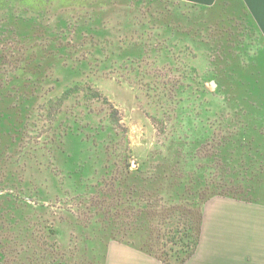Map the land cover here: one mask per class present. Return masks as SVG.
Masks as SVG:
<instances>
[{
	"label": "rangeland",
	"instance_id": "rangeland-1",
	"mask_svg": "<svg viewBox=\"0 0 264 264\" xmlns=\"http://www.w3.org/2000/svg\"><path fill=\"white\" fill-rule=\"evenodd\" d=\"M162 4L177 13L163 18ZM190 4L0 0V101L17 115L0 147V264H117L115 252H140L126 241L143 215L166 243L183 228L169 217L179 197H165V181L136 197L125 177L139 168L148 178L167 165L201 195L234 174L243 186L253 170L264 179V35L242 42L239 20L222 28ZM124 48L142 57L121 60ZM80 149L91 169L77 179L64 152Z\"/></svg>",
	"mask_w": 264,
	"mask_h": 264
},
{
	"label": "trees",
	"instance_id": "trees-1",
	"mask_svg": "<svg viewBox=\"0 0 264 264\" xmlns=\"http://www.w3.org/2000/svg\"><path fill=\"white\" fill-rule=\"evenodd\" d=\"M179 2L182 3H188L185 2L184 0H179ZM163 5V4H162ZM191 5V4H190ZM196 3L194 5H191L193 7H196ZM167 5H163V10L161 12V16L163 18L166 17V13H177V11H173L171 9H168V11L165 10ZM197 7L201 9L208 10V12H211L212 14L215 15V20L219 21L220 27L224 28V24L234 25L235 21L234 19L239 20V27L240 29H243L240 31L242 33L241 35L245 38L242 42L246 43L247 40V34L250 32L251 34L256 33L258 36L261 35V32L259 28L257 27L255 21L253 20L251 13L243 0H217L213 5L211 6H202V5H197ZM166 11V13H165ZM228 15V16H227ZM165 16V17H164ZM230 16H234L230 17ZM226 19H231L233 23H231L229 20L226 21ZM228 22V23H226ZM161 26H164L165 28L171 27L172 25L169 24L168 22H165L163 20L161 22ZM250 42V41H249ZM243 43V45H245ZM244 53V51H248L247 47H238ZM244 48V49H243ZM132 53H136L137 56L142 57L143 50L140 49L138 51H132L131 53L129 50L124 48L121 50L118 54V58H121V60H127L130 58V55ZM133 55V54H132ZM131 55V56H132ZM53 59V55L50 54V57L48 61ZM120 60V59H119ZM40 64V62H35L33 63V68L36 70H39L41 67L37 66ZM242 63H238L237 65H240ZM44 65V64H43ZM44 67V66H43ZM224 76V75H222ZM245 82V81H244ZM217 83H220L219 81ZM248 83V81H247ZM69 91H67L66 94H68ZM253 94V93H252ZM1 100V98H0ZM9 108V110H8ZM16 120H17V115L14 113V110L11 109L10 107L5 106L4 104H1L0 101V134H3L2 137L0 136V147L1 145L5 142L6 137L4 134H11L16 130ZM118 122V120L116 121ZM11 136H9L10 138ZM256 149H262L264 146H261L259 143H257ZM248 146H250V143H248ZM1 152V151H0ZM67 155L65 156L66 162L68 164H65V174L68 176L75 175V178L79 179L81 174L83 172L86 173L87 169H91V165L86 164L88 163V160L83 157L84 151L80 149V151L74 156L71 155V152L65 151ZM258 152L256 151V156L255 158L257 159H262L263 156L262 154H257ZM222 156H224V161L227 163L230 158L229 154H227L225 151H221ZM89 156V154L87 155ZM82 157V158H79ZM249 163H252L251 158L249 159ZM86 164V165H85ZM68 168V169H67ZM253 169V168H252ZM162 171V172H161ZM170 167L166 165L159 167V173L154 175L153 177H148L145 178L142 174L143 171L141 168H139L137 171L133 172L132 175L127 178L125 177V180L129 179L128 186L131 187L135 192H138L135 194L136 197H140V191L144 189V187L148 188H155L160 181H165L168 183V186L172 187V191H168L165 197H169L170 199V194L174 193V195H177L179 197L178 200L175 199V203H178L179 205L174 208V212L176 211L177 216L175 213L172 215H169L170 218H181L183 217V228L180 230H174L170 232L167 236L168 240L166 243H162L161 245L166 248L168 246V249H165L164 252H160L161 247L157 246L160 245V243L157 241L155 237H153V231L150 229V225L148 224V220L146 215H143L139 218L138 223L134 224L132 228H130L127 232V236H129V240L126 241L129 245L144 251L150 255L155 256L156 258L160 259L163 261L165 264H184L187 260H189L194 254L195 251L197 250V246L200 242V237H201V229H202V220H203V207L205 202H207L209 199H211L214 196L220 195V196H225V197H231V198H236V199H241L245 201H251V202H261L264 203V193H261V195L255 190L256 188H262L264 191V179L263 176L259 171L253 170L254 173L251 174V178L253 182L250 184V180H246V184L243 186L241 185L239 174H234L235 176H230V177H223L222 182L218 181L222 186V191H212L206 195H201L200 189L204 187L200 182H194L191 186L192 189L190 188L188 190L187 186L188 183L186 182L185 179H181L177 181L174 178V174L172 172H169ZM235 168L233 172L235 173ZM163 177V179H162ZM162 179V180H161ZM232 181L233 187H238L239 191L235 192H229L226 189V186L229 185V182ZM243 186L242 188L239 186ZM219 189V188H218ZM173 195V194H172ZM173 195V198L174 197ZM185 195L184 200L183 196ZM142 197V196H141ZM132 202V200L130 201ZM186 202V203H185ZM189 204L188 208L189 209H181L187 207ZM194 206H193V205ZM186 205V206H184ZM193 209L196 211V216H193ZM4 213V212H3ZM171 213V212H169ZM189 213V214H188ZM167 214H164L166 216ZM4 214L0 218H2ZM6 216V215H5ZM4 216V218H5ZM187 219V220H186ZM166 224V223H164ZM170 228H172L170 226ZM179 229V228H176ZM56 233V231H54ZM54 233V234H55ZM117 237H113L112 239H116ZM101 244V243H100ZM103 244V243H102ZM106 244V243H105ZM105 244H103L105 246ZM160 245V246H161ZM155 246L158 247V249H155ZM107 248V246H106ZM106 248H104V252L102 253V258L103 261L106 259ZM0 258L5 259L3 251L0 252ZM101 259V258H100Z\"/></svg>",
	"mask_w": 264,
	"mask_h": 264
},
{
	"label": "crops",
	"instance_id": "crops-1",
	"mask_svg": "<svg viewBox=\"0 0 264 264\" xmlns=\"http://www.w3.org/2000/svg\"><path fill=\"white\" fill-rule=\"evenodd\" d=\"M211 6L217 0H184ZM264 35V0H243ZM115 263L165 264L144 252L117 251ZM108 254L106 256V262ZM184 264H264V203L214 196L205 206L200 242Z\"/></svg>",
	"mask_w": 264,
	"mask_h": 264
},
{
	"label": "water",
	"instance_id": "water-1",
	"mask_svg": "<svg viewBox=\"0 0 264 264\" xmlns=\"http://www.w3.org/2000/svg\"><path fill=\"white\" fill-rule=\"evenodd\" d=\"M212 85H213V86H216L217 83H216L215 81H212Z\"/></svg>",
	"mask_w": 264,
	"mask_h": 264
}]
</instances>
